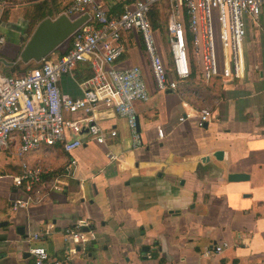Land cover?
Here are the masks:
<instances>
[{
	"label": "crops",
	"instance_id": "0c3cea01",
	"mask_svg": "<svg viewBox=\"0 0 264 264\" xmlns=\"http://www.w3.org/2000/svg\"><path fill=\"white\" fill-rule=\"evenodd\" d=\"M46 1L7 0L2 25L7 42L0 47V58L20 54L38 19L35 11L46 10L38 7ZM48 1L61 7L72 0ZM98 1L119 14L118 4L127 0ZM132 36L123 35L126 49L117 65H141L147 73L150 99L136 103L146 145L131 150L126 120L114 109L101 107L97 122L116 129L118 136L107 144L80 147L73 153L76 165L65 175L62 171L73 156L60 145L29 152L30 165L42 163L49 170L45 178L53 182L58 177L64 189L18 210L12 209V202L25 195L13 176L21 173V160L1 152L0 222L9 224L0 228V264H31L32 245L46 246L53 256L66 255L63 231L81 220L87 222L88 240L75 245L72 264H264V7L248 25L243 80L217 76L208 84L195 69L192 79L177 90L158 91L145 50ZM88 72L89 63L80 62L73 75L62 76L63 95L81 97ZM203 107L211 110L212 119L201 128L197 113ZM185 114L188 118L180 121ZM219 150L224 151L222 160L213 155ZM109 153L119 159L110 160ZM204 156L210 157L208 163L202 162ZM231 172L249 178L231 182ZM36 233L45 236L33 239ZM222 242L230 247L204 254Z\"/></svg>",
	"mask_w": 264,
	"mask_h": 264
},
{
	"label": "built area",
	"instance_id": "2783aa9c",
	"mask_svg": "<svg viewBox=\"0 0 264 264\" xmlns=\"http://www.w3.org/2000/svg\"><path fill=\"white\" fill-rule=\"evenodd\" d=\"M163 3L168 30L165 52L160 49L150 19L151 10ZM7 5V0H0V47L7 42L2 30ZM263 7L264 0H131L119 14H112L98 0H73L63 13L71 18L87 14L88 19L72 35L65 54L52 52L20 76L0 72V153L9 152L21 160V173L13 176V183L25 195L12 202V209L28 208L46 193L64 189L58 177L53 182L45 178L49 170L42 163L30 165L26 159L29 152L60 145L73 156L70 167L62 171L65 175L76 165L73 153L80 147L88 142L107 144L118 136L116 129H106L97 122L101 107L114 109L126 120L131 150L146 145L136 103L150 99L148 78L141 65H117L126 49L124 34H132L135 44L143 46L158 91L177 90L191 79L196 69L191 45L202 55L200 73L205 83L217 76L243 80L247 76L244 41L248 25L259 17ZM80 62L89 63L92 76L81 83V97L65 96L60 79L73 75ZM188 116H181L180 121ZM197 117L198 126L203 128L211 121L212 112L203 107ZM158 134L164 137L162 128H158ZM108 157L119 159L114 153ZM63 235L68 246L66 255L53 256L46 246L32 245L31 264H72L71 255L77 253L75 245L88 237L80 223L64 229ZM44 236L36 233L32 238ZM229 247V242H222L204 254H220Z\"/></svg>",
	"mask_w": 264,
	"mask_h": 264
},
{
	"label": "water",
	"instance_id": "95a60500",
	"mask_svg": "<svg viewBox=\"0 0 264 264\" xmlns=\"http://www.w3.org/2000/svg\"><path fill=\"white\" fill-rule=\"evenodd\" d=\"M88 19V15H83L77 19L69 17L66 13H61L55 18L47 17L43 19L34 32L31 34L28 41L25 43L23 49L21 50L18 59L22 62L28 64L30 62H39L45 57H47L52 52H55L60 46L67 42L74 32L80 28L84 22ZM22 42H24V37H22ZM5 63L10 65L9 61L5 58H0V64ZM206 126V125H205ZM140 128V125H139ZM219 160L224 157V151L219 150L214 154ZM210 157H202L203 163H208ZM249 175L246 173L231 172L228 174V180L231 182H238L246 180ZM83 225L84 232H88L87 222L84 220L79 221ZM9 224L8 220L0 222V228H3ZM21 233H25V229H19ZM26 236V235H25ZM146 248L145 250H147ZM83 250V248H78V251Z\"/></svg>",
	"mask_w": 264,
	"mask_h": 264
},
{
	"label": "trees",
	"instance_id": "16d2710c",
	"mask_svg": "<svg viewBox=\"0 0 264 264\" xmlns=\"http://www.w3.org/2000/svg\"><path fill=\"white\" fill-rule=\"evenodd\" d=\"M54 2V0H52ZM131 0H127L125 1V3L127 2H130ZM73 2V0L71 1V3ZM70 3V5H71ZM125 3H120L118 4V6L121 8V10H123V6ZM69 5V6H70ZM44 6L47 7L46 10L42 11V12H38V9L35 11V13H37V16H38V19L37 21H34L32 24H31V29L29 30L28 32V36L32 34L33 32V28L34 26L36 25L37 22L39 21H42L44 18H46L48 15H50L51 17H54L57 16L59 13H61L62 11L66 10L69 6L68 5H63V6H57V5H52L50 1H46V2H42L39 4V8H43ZM166 4L163 3V5H156L150 12V19H151V22H152V26L154 29H158V28H162V18H165L167 20V14H166ZM120 10V11H121ZM119 11V12H120ZM7 12H8V9H5L4 11V15H3V19L5 18V16L7 15ZM164 14V15H163ZM167 29V28H166ZM69 41V40H68ZM70 48V46H67L66 48H63L62 46H60L56 51H58L61 55L65 54L68 49ZM18 56H15L14 58H10L7 56H4L5 59L7 61H9L10 65L9 66V74L12 75V73H16L17 75L16 76H20V75H23L25 74L30 68H32L33 66H35L36 64H32L31 62L26 64L25 67H21V63L22 61L18 59ZM19 73V74H18ZM195 74V73H194ZM193 74V75H194ZM192 75V76H193ZM92 76V73H86V76H85V79L87 80L88 78H90ZM192 79V77H191Z\"/></svg>",
	"mask_w": 264,
	"mask_h": 264
},
{
	"label": "rangeland",
	"instance_id": "374dc122",
	"mask_svg": "<svg viewBox=\"0 0 264 264\" xmlns=\"http://www.w3.org/2000/svg\"><path fill=\"white\" fill-rule=\"evenodd\" d=\"M166 25H167L166 19L162 18V26L163 27L158 28V29H154L156 32V37L158 39V44L160 45V49L164 52L166 49L168 50V30L166 29L167 28ZM190 55H191V59L195 65L197 71H201L202 70V55H201V53L195 51V48L193 45L190 46ZM25 66H26V64L24 62H22L21 67L23 68ZM0 72L9 74V72H10L9 66L5 63H1L0 64ZM12 75H17V74L12 73ZM3 209L4 208H1V210H3ZM6 212H7V210L2 211L3 214H5Z\"/></svg>",
	"mask_w": 264,
	"mask_h": 264
}]
</instances>
